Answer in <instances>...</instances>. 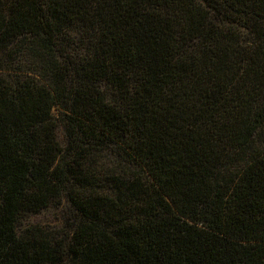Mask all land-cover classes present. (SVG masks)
Returning <instances> with one entry per match:
<instances>
[{
    "label": "trees",
    "instance_id": "trees-1",
    "mask_svg": "<svg viewBox=\"0 0 264 264\" xmlns=\"http://www.w3.org/2000/svg\"><path fill=\"white\" fill-rule=\"evenodd\" d=\"M0 264H264V0H0Z\"/></svg>",
    "mask_w": 264,
    "mask_h": 264
},
{
    "label": "rangeland",
    "instance_id": "rangeland-1",
    "mask_svg": "<svg viewBox=\"0 0 264 264\" xmlns=\"http://www.w3.org/2000/svg\"><path fill=\"white\" fill-rule=\"evenodd\" d=\"M57 215L58 214L55 212V210H52V211L50 210L49 212H46L42 215H39V216L33 218V222L39 223L42 225H49V226L57 228L59 225L62 224V222H58L56 220Z\"/></svg>",
    "mask_w": 264,
    "mask_h": 264
}]
</instances>
